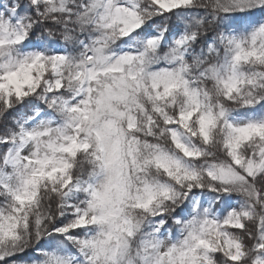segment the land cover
<instances>
[{
    "label": "snow or ice",
    "instance_id": "6c2138e0",
    "mask_svg": "<svg viewBox=\"0 0 264 264\" xmlns=\"http://www.w3.org/2000/svg\"><path fill=\"white\" fill-rule=\"evenodd\" d=\"M0 264H264V0H0Z\"/></svg>",
    "mask_w": 264,
    "mask_h": 264
}]
</instances>
